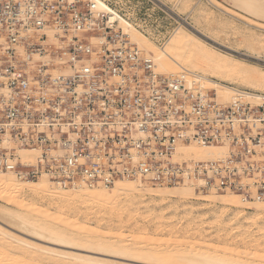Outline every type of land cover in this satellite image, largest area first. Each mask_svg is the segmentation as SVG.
Segmentation results:
<instances>
[{
  "label": "built area",
  "instance_id": "1",
  "mask_svg": "<svg viewBox=\"0 0 264 264\" xmlns=\"http://www.w3.org/2000/svg\"><path fill=\"white\" fill-rule=\"evenodd\" d=\"M100 2L116 9L105 0H0V75L4 79L0 87L12 89L11 98L0 100V144L8 132L20 136L19 124L24 121L31 126L28 139L16 142L21 146H40L43 150V146L56 143L63 148L72 139L77 144L58 166L50 164L48 170L25 166L27 171L19 170L11 160L13 150L6 151L0 145V171L13 172L23 180L47 175L54 184L73 188L97 167L89 170L86 163L76 175L67 168L80 158L94 157L97 151L90 143L112 133L119 145L116 154L124 161L133 150L143 159L122 176L134 179L151 173L152 184L159 187L186 181L198 192L215 189L221 194L238 192L248 199L264 200V167L257 168L259 161L254 159L258 156L251 155L253 145H259L264 136V95L254 93L255 101H245L244 95L249 93L239 91L238 101L223 103L214 90L201 88L198 77L189 80L184 72L157 73L152 59L116 29V19L99 8ZM17 47H22L26 56L35 51L66 55L68 75L62 76L57 67L49 69L53 65L37 63L25 76L28 66L20 64L23 56H18ZM10 56L17 59L16 65L8 63ZM53 72L61 76L52 79ZM98 83L102 87L95 90ZM79 85L86 91H77ZM170 114L173 120H168ZM44 126L57 130L49 138L52 143L41 131ZM141 131L148 137L140 138ZM239 140L245 145L239 147ZM191 143L202 147L228 145L232 156L221 163V171L212 179H204L207 168L217 163H196L190 172L186 162L171 158L176 145ZM109 175L110 180L104 182L107 186L114 174Z\"/></svg>",
  "mask_w": 264,
  "mask_h": 264
},
{
  "label": "bare ground",
  "instance_id": "2",
  "mask_svg": "<svg viewBox=\"0 0 264 264\" xmlns=\"http://www.w3.org/2000/svg\"><path fill=\"white\" fill-rule=\"evenodd\" d=\"M223 2L229 6V8H225L223 10V13L229 17L235 18L237 21H243L242 19H238V17L236 18L234 16L233 9L240 10L242 14L246 15V17H250L254 20L253 22L250 21L252 24H247V26H250V28L256 29L260 32H264V0H223ZM98 5L100 9H104L110 19H116V24L124 35L130 38L132 42H134L138 47L142 48L147 53L145 54L138 49L143 55L152 59L154 62L155 71L156 69L158 70L156 71L157 73L160 72L164 75H170L176 74L177 71H181L186 74L185 76H187L189 80H192L194 77H198L201 88L205 89L202 83L205 86L207 83L211 85L213 89L205 90H214L216 95L220 97L223 103H232L238 101L239 94V91L236 89L224 85L223 82L225 81L231 82V80H241L242 82L250 85L249 87H251V89L254 91H264V77H255L248 74L244 69L243 62L233 58V56L230 54H215L207 47V43L205 41L203 44H194L190 33L184 27H178V29L173 32L164 45L158 47L152 41L148 40L144 35L138 32L134 27H132L128 21L117 15L116 12L110 9L107 5L101 2ZM48 34L51 35V32H47V35ZM19 48L20 50L22 49V47ZM56 57L65 61L67 59L66 55L63 54ZM11 59L13 60V63H15L13 65H16L17 59L15 60L13 56L8 58V63H10ZM37 62H43L50 65L51 63L55 62V58L44 55L41 51H35L31 55L30 64ZM252 71L257 73L256 70L252 69ZM205 75H208L210 80L206 79ZM2 78L3 76L0 75V81L4 80ZM94 85H97L95 90H99L102 87L100 83ZM93 86H90L89 89L93 88ZM19 89L20 88L18 87L15 91H18ZM77 91L82 92L86 91V89L79 85ZM11 93L12 89L7 87L2 88L0 90V100L11 98ZM253 95L254 93L244 95L245 101H255L256 99L253 97ZM169 116L171 117L168 120L174 119L173 114H170ZM2 118L3 116L0 115V119ZM20 126L22 133L20 136L9 135L7 142L4 144L5 150L12 151L15 149L13 142L26 141L28 139V132L31 125L24 121ZM258 129L261 128L258 127ZM41 131L45 136L50 138L51 132L47 127L44 126ZM253 133H255V131H253ZM140 134V138L148 137V134L145 133V131H141ZM100 138L101 137L96 138L90 143L91 147H99V155L95 157L97 165L95 174L83 175V184L94 181L95 179H101L103 181L110 180L109 174L103 172V169L105 166H107L109 160L107 155L119 149V145L114 141L113 134L111 133L109 135L106 134V136L101 139ZM238 143L239 147L245 145V143L241 140H239ZM76 147L77 144L75 140H71L70 143L65 144L64 148L48 152L47 158L45 160H40V162L44 163L45 161L49 160H66L68 158V153ZM227 147L228 145L202 147L194 145L193 143L188 145L178 144L175 148H173L171 152V158L173 161L186 162L188 166L190 163L192 165L200 162L217 163L216 165L211 166V168H207L205 172L206 175L203 176L204 179H212L217 173L221 171V163H226L228 161V157L226 158V151L229 150V148L226 149ZM40 151V147L32 150L25 148L17 149V153L21 158V161L23 160V162L29 166H31L33 163L32 161L36 159V156ZM263 152L264 136L261 137L259 145L253 146V154L259 155ZM142 162L143 159L141 155H139L136 150H133L127 164L123 162V164L116 166L115 172L121 173L122 169L126 166L134 168ZM155 163L156 161L150 164V168L153 167ZM84 165L85 160L80 158L76 161L75 167L67 168V170H69L68 173L74 174L77 172V169ZM262 167H264V158L260 159L257 166V168ZM188 169V171H192V167L189 166ZM143 176L142 177L145 178L146 181L152 180L151 173H146ZM83 184L82 186H77L78 190L73 193L66 191L62 187L54 188L43 180H39L38 182H32L28 180L20 182L15 180L13 172L0 174V201H3L4 199V202L6 203L5 206L0 205V224L9 230L19 233L23 232L24 234H29V236L33 235L34 239L36 236L42 239V241L44 240V242L47 241L52 245L61 247L60 249H57L55 247H43L44 245L40 246L38 244L32 243L26 238L15 235L0 226V264L27 263V261L23 263V258H16L19 257V255H16V253L22 254V256L24 255L25 257L31 254H36L54 264H124L115 263L108 259H97L89 255H77L68 251L73 248H78L82 251H88L92 254H105L108 258L113 256L119 257L121 259L127 257V259L130 258L132 261L146 264L154 261L166 264H255L253 262L243 261L241 259L242 257L238 256V254V257L236 256L237 258L229 257L228 253L224 254L222 250H219L218 248L214 249L216 247L213 249L209 248L205 252H189L187 254H180L176 250H171L169 253H166L168 254V257H158L150 252H144V250L139 249V244L137 243H133V245L126 244L127 241L123 240L124 238L122 239L121 237H119L120 239L117 238V242H109L104 237L106 234L100 233L97 229H94V231L90 230L92 234H96L94 236L96 239L93 238L94 240H89L87 238H80V230L75 224H72L73 222L70 223L75 214H78L83 210L92 212L94 211V213L100 215H112L116 213V208H119L117 206H119L121 203L122 204L120 206L124 208L123 202H121L123 200L121 199H124L127 202H132V199H135L136 197L141 199L144 198L146 194L144 195L143 193L149 192L147 189H145L147 191L142 190L143 186L140 175L137 179V182L135 183L114 181L110 188L100 184L99 187H94L91 189V187ZM25 194H33V196L41 198L43 197L42 199H47V201H45L47 203L49 202V205L43 206V204H39L36 206L26 202H17L19 197ZM150 195L157 199L155 201L160 200L161 203L162 200L165 199L166 195H174V197L176 196L181 199L193 197L192 200H204L207 203L217 202L222 208L225 209L227 207H235L237 209L240 207H247L254 211L256 216L264 213V200L255 201L252 199H245L234 192H229L226 195H222L219 190L215 189L211 190L206 195L201 194L200 191L198 193H193L190 185H188L186 181L180 189L176 188L174 191H171L169 188H167V192L166 190H157ZM179 200L180 199H178V201ZM181 201L183 202V200ZM50 204L54 205V207H51ZM154 206H156V204H154ZM61 208H64V210L66 209L67 212L61 214V221H63V225L60 226L58 224L59 226H57L54 225L55 223L53 221L60 219L59 217ZM43 217H46L49 220L51 219V222L54 224H49L50 222H43L45 221H42L41 218ZM29 257L30 256H28V258Z\"/></svg>",
  "mask_w": 264,
  "mask_h": 264
},
{
  "label": "rangeland",
  "instance_id": "3",
  "mask_svg": "<svg viewBox=\"0 0 264 264\" xmlns=\"http://www.w3.org/2000/svg\"><path fill=\"white\" fill-rule=\"evenodd\" d=\"M112 3L116 9H112L116 12L124 20L128 21V23L134 27L138 32L144 35L148 40L152 41L156 46L161 47L164 43L170 38L173 32L178 29V27H184L192 38L194 44H203L205 41L207 43V47L213 51L215 54H230L233 58H236L240 62H243L245 71L257 77H264V32H260L256 29L250 28L247 24H252L250 21H254L250 17H246V15L242 14L240 10H234V16L238 19H242L244 21H237L233 17H229L223 10L225 8H229V6L223 2V0H105ZM195 6V7H194ZM110 8V7H109ZM111 9V8H110ZM245 19H244V18ZM242 22V23H241ZM246 23V24H245ZM116 29L119 30L118 25L116 24ZM260 37V40H259ZM128 38V37H127ZM49 41L52 40L51 35L48 34ZM258 39V40H257ZM130 43H134L128 38ZM135 44V43H134ZM136 45V44H135ZM137 46V45H136ZM18 48V49H17ZM16 53L21 57L20 64L27 65L28 68L24 71L27 76L28 72L36 69V64L41 63L43 66H51L49 69L61 70L62 76H67L68 72H66L65 60H60L56 57V55H47L55 58V62L50 65L45 64L43 62H37L34 64H30L31 55H24L23 48L20 50L17 47ZM139 50L147 54L142 48L138 47ZM47 52H50L46 49ZM44 54V53H43ZM46 55V54H44ZM30 57V58H29ZM16 60V59H15ZM64 61V62H63ZM10 63H13V60H10ZM56 65V66H55ZM25 69V67H24ZM253 70H256L257 73H254ZM22 70V69H21ZM156 71H158L156 69ZM263 71V72H261ZM181 71H177L180 73ZM160 73V72H159ZM162 74V73H160ZM44 76H47V72H43ZM53 77L57 78L61 76L53 72L51 74ZM52 79H55L53 78ZM206 79H209L208 75H205ZM30 81V80H29ZM1 82V81H0ZM224 85L229 86L231 88L236 89L237 91H244L247 93H257L264 95L263 92H257L251 89L245 82L241 80H231L223 82ZM205 89H213L211 85L207 83L205 86L202 83ZM82 86V85H81ZM5 87V86H4ZM4 87H0V90ZM264 90V89H263ZM218 101L222 102L220 97L217 96ZM2 116V114H0ZM1 124V123H0ZM21 124H19V128L21 129ZM29 125H31L28 122ZM47 127V126H46ZM48 128V127H47ZM56 129V128H54ZM49 131L52 133H57V130ZM110 134V133H109ZM112 134V133H111ZM9 135H16L15 133L8 132L5 135V141L0 145L4 147L5 150V142H7V138ZM106 135H100L97 138H103ZM55 137L60 139L59 135H55ZM65 137V135H64ZM61 137V141L63 138ZM71 137V136H70ZM100 138V139H101ZM49 139V138H48ZM74 140V139H72ZM50 143L53 142V139H49ZM115 141V140H114ZM18 142V141H17ZM116 142V141H115ZM15 149H13V154L11 155V160L18 166L19 170L27 171L29 170L25 166L26 165L23 160L19 157L17 153L18 148H25L28 150H32L37 148L36 146H21L19 143L13 142ZM91 145V144H90ZM38 146V145H37ZM254 146V145H253ZM40 147V146H38ZM65 147V145H64ZM63 147V148H64ZM41 148V147H40ZM61 147L56 143H53L48 146H43V150L37 154L36 159L32 161L30 167H35L38 169L40 166L46 170H48V166L50 164L57 166L58 163H61L63 160H49L44 163L40 162L42 159H46L48 152L59 150ZM94 149V147H91ZM227 147L226 149H228ZM97 154L94 157H89L85 160L87 165L85 168L87 169H95L97 166L95 157L99 155V147H95ZM251 153L253 154V147L251 148ZM118 150V149H117ZM7 151V150H6ZM92 151V150H91ZM93 151V152H96ZM228 153V154H227ZM93 154V153H92ZM251 154V155H252ZM258 156L254 161H260L261 158H264V153ZM229 155V156H228ZM232 156V151H226V158H230ZM253 156V157H254ZM109 160L107 166L104 167L103 172L110 173L113 175V180L111 185L107 186L104 184L105 181H99L95 179L94 182H97L95 185L83 184V176L78 175L76 183H79L80 177L82 176L81 183L75 185L68 189H65L68 192H75L77 186L87 185L89 187H99L104 185L106 187H111L114 181L119 182H130L135 183L139 175H137L134 179L128 178L125 175L122 176L123 172L126 168H133L126 166L122 169L121 173H116V166L123 164H127V161H124L121 156L116 154V151L109 155ZM55 166V167H57ZM138 166V165H137ZM190 167H194L191 163ZM75 167L73 163L68 168ZM96 170V169H95ZM95 170L88 172L86 174H95ZM79 172L74 173L76 175ZM192 172V171H191ZM7 173L5 171H0V174ZM84 174V175H86ZM141 176L142 190L149 192L143 193L144 198L136 197L132 199V202L123 201V207L117 206L116 213L108 214V215H100L94 213V211H80V213L75 214V216L71 219L70 223L75 224L76 227L80 230V238H87L89 240L96 239L94 236L96 234H92L90 230L94 231L97 229L100 233H104L105 239L109 242H117L119 237L123 240L127 241L126 244L133 245V243L139 244V249L144 250V252H150L153 255L158 257H168V254L171 250H176L180 254H187L189 252H205L209 248L222 250L224 254L228 253L229 257L237 258L238 256L242 257L243 261L253 262L255 264H264V213L259 216L254 214V211L247 207H227L222 208L219 203L211 202L207 203L204 200H192L193 197L188 198H178L171 195H166L165 199L162 200V203L159 201H155L157 199L153 198L152 195L154 191L161 190L167 192V188L171 191L178 188L180 189L182 185L175 186H155L150 180L146 181ZM143 176V177H142ZM110 177V175H109ZM15 180L20 182L26 181L23 179H18L15 177ZM28 181L38 182L39 180L46 181L50 186L54 188L60 187L58 184H54V180H51L50 177L47 178V175H42V177H38L35 179H27ZM101 180V179H100ZM99 183V185H98ZM189 185V184H188ZM191 187V185H190ZM147 189V190H145ZM193 193H198L194 187H191ZM143 191V192H144ZM201 192V191H200ZM209 192H201V194L206 195ZM229 193V192H228ZM72 194V193H71ZM227 194V193H226ZM225 193L222 195H226ZM237 195H241L238 192H235ZM168 196V197H167ZM151 197V198H150ZM243 197V196H240ZM43 198V197H42ZM41 197L33 196V194H25L17 200V202H26L31 205L38 206L39 204L43 206L49 205L47 203V199H42ZM139 198V199H138ZM177 198V199H175ZM245 198V197H243ZM154 199V200H153ZM178 199H180L178 201ZM248 199V198H245ZM1 200V198H0ZM46 200V201H45ZM142 200V201H140ZM183 200V202L181 201ZM188 200V201H187ZM5 200L0 201V205L5 206ZM45 201V202H44ZM145 201V203H144ZM147 201V202H146ZM155 203H154V202ZM187 202V203H186ZM199 202V203H198ZM141 203V204H140ZM143 203V204H142ZM148 204V205H147ZM156 204V206H154ZM160 204V205H159ZM51 205V204H50ZM153 205V206H152ZM150 206V207H149ZM54 207V205H51ZM63 209V210H62ZM120 209V210H119ZM60 219L57 221H53L47 219L46 217L41 218L43 222L54 224L57 226L63 225V221H61V214L67 212L64 208L60 209ZM59 210V211H60ZM187 210V211H186ZM190 210V211H188ZM64 211V212H63ZM59 224V225H58ZM0 226L4 229H7L5 226ZM85 228V229H84ZM87 230V231H86ZM89 230V231H88ZM107 230V231H106ZM7 231L28 239L32 243L38 244L43 247H52L60 249V246L52 245L49 242H44L42 239L29 234H24L23 232H15L13 230L7 229ZM78 232V231H77ZM82 233V234H81ZM28 235V236H27ZM32 239H31V238ZM94 238V239H93ZM118 238V239H117ZM104 240V239H101ZM135 245V244H134ZM137 246V247H138ZM147 249V250H146ZM69 252L77 255H89L97 259H108L115 263H124V264H146V263H138L137 261H132L127 259V257L119 258V257H107L105 254L101 253H89L88 251H82L78 248H73L68 250ZM238 254V256H237ZM241 254V255H239ZM19 257L23 258V263L27 261L29 264H54L50 263L47 259L36 255L31 254L30 256H22V254L16 253ZM21 255V256H20ZM237 256V257H236ZM25 257V258H24ZM28 258V259H27ZM33 260H32V259ZM255 260H253V259ZM30 259V260H29ZM149 262V261H148ZM25 263V264H27ZM147 264H166L161 262H149Z\"/></svg>",
  "mask_w": 264,
  "mask_h": 264
}]
</instances>
